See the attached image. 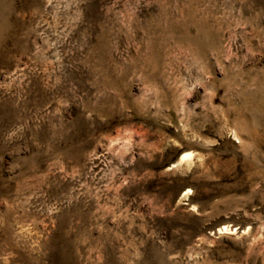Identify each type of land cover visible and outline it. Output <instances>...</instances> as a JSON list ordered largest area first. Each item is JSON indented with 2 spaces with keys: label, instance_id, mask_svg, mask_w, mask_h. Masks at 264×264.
<instances>
[{
  "label": "rangeland",
  "instance_id": "rangeland-1",
  "mask_svg": "<svg viewBox=\"0 0 264 264\" xmlns=\"http://www.w3.org/2000/svg\"><path fill=\"white\" fill-rule=\"evenodd\" d=\"M0 264H264V0H0Z\"/></svg>",
  "mask_w": 264,
  "mask_h": 264
},
{
  "label": "bare ground",
  "instance_id": "bare-ground-1",
  "mask_svg": "<svg viewBox=\"0 0 264 264\" xmlns=\"http://www.w3.org/2000/svg\"><path fill=\"white\" fill-rule=\"evenodd\" d=\"M185 157H188V156H187V155H186V156H185V155H184V156H182L181 160H184V159H185Z\"/></svg>",
  "mask_w": 264,
  "mask_h": 264
}]
</instances>
